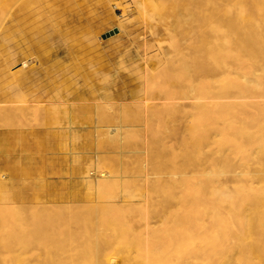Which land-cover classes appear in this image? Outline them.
Returning <instances> with one entry per match:
<instances>
[{
	"label": "bare ground",
	"instance_id": "obj_1",
	"mask_svg": "<svg viewBox=\"0 0 264 264\" xmlns=\"http://www.w3.org/2000/svg\"><path fill=\"white\" fill-rule=\"evenodd\" d=\"M16 1H18V0H16ZM145 1H144V3H145ZM1 2L2 1H0V3ZM12 2H13V0H12ZM151 2L155 6L156 10H158V13L159 14L161 13L159 11L162 10V12H164V14H166L167 17H174L175 18V22L174 23L172 22L173 23V28L171 30H173V29L174 30H177L178 29V30L184 31V28H185L184 25H189V24H191V25L193 24L192 27H194V24H195L196 27H197L194 30H192V33H191V36H192V34L194 32V34H193L194 35V39H193L194 40V43L190 46L191 48L188 46L189 49H190V51H188L189 53H187L185 51V50H187L186 48H188V47H186L184 50H182V48H184L183 46L186 43L183 46H180L179 47V54H180V58L179 59L182 61V63H180L181 66L178 67V68L176 66L174 68H171V71L175 74L177 80L171 82L170 85L165 88V91L167 92V94H169L170 96H172L174 98H177L181 94H184V95L186 94V98H188V99L185 100V101H187L185 103H183L184 101L182 103H180V101H179V102H170V103L165 104V111L169 113L168 118H170L171 115H176V114L177 115H182V117H187V119L189 117H191L190 119H192V123L191 124H187V121H186L185 131H182V132H180L181 130L176 129L177 126L175 128H171L170 127L171 129H168V131L166 130L165 131V134L162 133V134H164V136H160L158 134V132L156 130H154L152 127L150 129L147 128V129H149V131L148 130L147 131L149 132V136H150V137L149 136H147V137L150 138V139H147L146 138V140H150L151 141V139H152L151 143H153V144L150 145V147H149L148 141H147V144L146 145H148V147L146 146L147 148H146V150H144L146 152V154H147V157H146L147 158L146 159L147 162L145 164H143V165L142 164H140V165L138 164V166H135L134 167V165L136 164V161L133 160L134 156H131V157H133L132 160L134 162V165H132V167H129L130 168L129 169L128 166L126 165V163L124 162L125 158H126V162H127V158H128V155L129 154L127 155V154H125L123 152L125 149H128V148H125L124 149V147H123V149H124L123 151L120 150L117 155H114L113 154L114 156L110 158L111 159L110 160L111 166L110 165L109 166L111 168H109L110 169L109 171L107 170L108 171L107 173H104L105 169L103 171L100 170L101 172H99V171L96 172V174L98 172L101 173V174L97 175V177H103V179L106 180V179H109V178L112 179L113 176H117L118 173H120L122 170H126L127 168L131 172L132 171L131 168H133V167L135 168V170L138 169V172L144 174V168L146 166H148L150 168V170H152L153 172H155L154 173L155 175L152 174L154 176H156V174L158 173L157 177H159L160 176V173L162 174V173L165 172L166 174H168V176L171 175V176H177V177H179L180 178L179 179V182L181 180L180 183L178 182L180 184V186H181V187L179 186V188H182V189H179L178 188L179 189V192L181 191L180 194H178V189L177 188H176L177 190L173 188L176 191H174L172 189L173 192H171V194H173L175 192L178 195H180L179 196L180 197V199H179L180 201L178 199H176V198H179V197H176L178 195L177 194L174 195L175 193L173 195L176 198H174V197L173 198L176 199L177 201L181 202L179 204V206L181 207L180 208L181 210H178L177 207L174 210L172 208V207H174V205H173L171 208L176 213L175 214L172 213V216L170 215L171 218H170V216L168 217V218H170L169 221H167L166 219H165L166 221H164L161 218V216L158 215L161 218V220H163L164 223L165 222H168V224L164 227L163 224L162 225L160 224V223H162V221L160 222L157 219L158 220V223L161 226H163L162 228L160 226L161 230L160 229H158V230L156 229V226L158 224L157 225H154L155 222H153L154 224L152 222H150V223H152L151 224V227L154 225L155 226L154 229H156V230H151V232H149V231L146 230L147 228L145 229L146 231L143 228H141L143 231H145V233L149 232L148 234L149 235L151 234L150 238L152 240H154L156 242H159L160 241V243L163 242V241L164 242H168L171 245V248H170V251H169L168 254H171L172 256L174 255V257L171 258V255H170L169 256L170 259L169 258L168 259H162L160 257H156L157 255L156 256L151 255V253H153V252L156 254L157 251H158V249H160V247L157 248V246H160L158 244L156 246V248L154 247L155 250H153L154 248H151L150 249V247H152V246H150V247L147 246L148 255H146V256H148V257L147 258L145 257L144 259H139V260L135 259V257H134V259L136 260L134 262V264H264V0H151ZM10 4L13 5V6L15 5L14 3H11V2H10ZM32 4H33V2H32ZM146 4H148V3H146ZM26 5H27L26 2L25 1H22V2H20L16 6L17 11H15L11 15V17L9 18L12 23H13V21H15V22H19V21L22 22L23 20H27V19H25L26 18V15H25ZM0 6H2V5H0ZM4 6H3V8H4ZM111 6H112V4H111ZM140 6H143L141 8L144 9L145 4L144 5H140ZM150 8H151V6H150ZM163 9H165L166 11L163 10ZM101 13L103 14V12H101ZM116 15H117V12H116V9H115V5L113 4V7L110 9V12L108 13V17L106 19L109 20L108 22L114 23V19L116 18ZM164 18H166V17H164ZM102 24H104L103 21H102ZM13 25L14 24H12V26ZM67 25H69V23H67ZM10 27H11V25H9L8 28H10ZM209 27H213V29H214L213 32H211V30L208 31L210 29ZM2 30H3V28H2ZM188 31H185V32H188ZM15 32L16 31H14V33ZM190 32H191V30H190ZM174 33H176V32H174ZM96 35H97V33L94 32L93 33V36H96ZM168 35H169V33H168ZM183 35H184V37H186L185 34H183ZM9 36L10 35L8 34L7 37H9ZM11 36H12V34H11ZM21 36H23V35H21ZM5 37L6 36H4V38ZM112 37H114V35L108 36L107 39H110ZM188 38H189V36H188ZM192 38H193V36H192ZM5 39L7 40V38H5ZM5 39H4V41H5ZM14 39H16V38H14ZM97 39L98 38L96 36V40ZM186 39L187 38H185V41H186ZM93 41L96 42L95 41V38H94ZM173 42H175V41H173ZM189 42H193V41H189ZM22 43H20V44H22ZM0 44H2V43H0ZM98 44H100V43L97 42V47H98ZM2 46L4 47V45H1L0 46V120L7 121L9 119V121H10V118H9L10 115L14 116L13 114L19 113V115H17V116H20V114L24 113V111H28V112L35 111L36 112V110H38V109H39V111L41 110L39 112V114L43 112L45 114V117H46V115H50L51 112H52V110L54 108H56V106H58L56 104L58 102H55L53 100V98H54L53 95H55V94H53V92L54 93H57V91L55 92V90H57V89L59 91V89L61 88V86L59 87V85L63 84L62 85V89L67 86L68 88L64 89V91L66 90L67 93L70 92L69 91L70 88H72V87L75 86L74 87L75 90L72 91L70 89L72 92H71V94H69V95H72L75 92V96L73 98L74 101H82L83 102V101L89 100L91 97L92 98L99 97V99H97V100H100V102L99 101L97 102V101L94 100L95 103H78V102H74V103H71L70 102V103H68L69 100H70L69 99V100L66 101V103L63 104V102H65V101L62 102L60 100V102L62 103V105L61 104H59V105H61V107L64 108L61 111H63V112H72V114H74V115H76V114L77 115L78 114L80 115V113H85V112L87 113L88 110L90 108H92L93 111H94V115H93L94 117L92 119L93 120V124L92 123L91 124H92V128L95 130V135H94V132H93V135L94 136L89 137V138L92 139V140L90 139L91 141L84 140L85 139V137H84L83 141L80 140L79 144H81L82 146H89V148H91L90 146L98 145V149L99 148H102V145L104 144L103 141L105 139V130L107 129V128L105 129V125H108V124H105L104 125V122L107 121V120H105V117H104V108H105V105H106L105 104L106 97H105V94H104V91L103 90H105L106 87H103L102 86V85H104L102 82H98L99 84L97 83V85L93 86L92 83H95V82H91V81H93L92 80L93 78H91V76H93V75H91V72L92 71L90 73L87 72L86 69L84 68L85 66H81L82 63L79 60V58H77L80 61L79 64L80 63L81 64L80 65L79 64H75L76 67L74 66L73 68H71V67L70 68L71 69H74L75 68L77 70V68H78L77 65H79V69L77 71L78 74L77 73L76 74L78 76H80V79H79V77L77 78V75H76V79L73 80L74 77H72L73 75L71 76V74H73V72H72L73 70L70 73V71H68V69H66L67 66L65 65V63L63 62V64L65 66L64 65L62 66L61 65L62 62H60V60L57 59L55 61H59L60 62V65L58 64L59 67H57V72H56V70H54L55 72H51L52 69L54 68L53 67L54 65H53V63H50V65L51 64L53 65L52 66L53 68L50 71H48V76H49L50 80H49V78H47V79L45 78L46 80L43 79L45 82L48 80V82H46L44 84V86L42 85L43 88L41 86H40V88H38V89H41L42 88L43 90L41 91V90H38L37 89L38 91H41V92H38L35 95L31 94L32 95L31 96V95H29L27 93V91L28 92L31 91V90H28V88H29L28 86L29 85H32V83L35 81V79H36L37 76L34 77V78L28 76L25 73L27 71V70L25 71V69H23L25 72H22V71H17L18 73L11 72V66H12V64L15 63V62H18L17 59L19 58V56H23V55L28 56L30 54L31 47H30V49H27L28 50L27 51L26 50L27 47L25 45H24L26 47V48H24L25 50L23 48H22L23 50H20L19 48H16V50H15V45H14V49L13 50H9V49H6V50H3L2 49L1 50V47ZM17 49H19V50H17ZM36 49H37L36 50L37 52H38V50H41L42 52L44 51V50H42L43 49V45H42V47L39 46ZM69 49H70V47H68V48L66 47L65 51H66L67 54L65 55L64 58L63 57H61V58H63V59L69 58L70 53H71V50H72V49H70V50ZM45 50H47V49H45ZM176 50H177V48H176ZM32 51H33V49H31V52ZM45 52L46 51H44V53L43 54H40V55H44L45 54L46 56L51 57L49 54L47 55V53H45ZM72 52H73V50H72ZM170 53H173V50ZM59 55H60V52H59ZM59 55L57 54V56H59ZM161 55H163V54H161ZM72 56H73V54H72ZM168 56H169V54H168ZM74 57H76L75 54H74ZM88 57H86V58H88ZM39 58H41V57H39ZM86 58H85V60H86ZM45 59L47 60V58H45ZM75 59L76 58H74V61L73 62H75ZM40 60L41 59H39V61ZM42 60H43V57H42ZM78 60H77V62H78ZM159 60H160V58H159ZM174 60L175 59H173V61ZM177 61H178V59H177ZM69 62H72V61H69ZM73 62H72V64H73ZM55 63L56 62H54V64ZM136 63H134V64H136ZM169 63L172 64V59H171V61L169 60ZM24 64L27 65V62H25ZM43 64L44 63L42 62L41 65H43ZM157 65H159V64L157 63ZM46 66L44 65L45 69L47 70ZM55 66H56V64H55ZM145 66H146V64H145ZM33 67H35V66H33ZM155 67H156V65H155ZM161 67H162V65H161ZM22 68L23 67H21L20 69H22ZM58 68H60V69L63 68V69L60 70ZM130 68H132V67H130ZM64 69L67 70V73L60 72V71H63ZM41 70L42 69L39 70V75L38 76H40L42 74L41 73ZM43 70H42V72H44ZM76 70H74V72ZM96 70H98V69H96ZM130 70L133 71V69H130ZM151 70H153L152 67H151ZM137 71H138V69H137ZM137 71H135V72H137ZM96 73H97V71H95V74ZM30 74H31V72H30ZM44 74L45 73H43V76L45 77L46 74L45 75ZM138 75H136V76H138ZM144 75H146V74H144ZM66 76H67V78H66ZM96 76H98V75H96ZM150 76H152V75H150ZM138 77H140V76H138ZM143 77H145V76H143ZM146 77H145V80L147 79ZM40 78L42 80V77H39V79ZM65 78H66V82H65ZM126 78H127V76H126ZM94 79H96V78H94ZM107 79H104V80H107ZM154 79H153V81H154ZM172 79H173V77H172ZM41 80H37V82L38 81L41 82ZM140 80H142V79L140 78ZM112 81H110V82H112ZM67 82H68L69 85L71 84L72 87L69 86L67 84ZM110 82L107 81L108 84ZM146 82H147V80H146ZM34 84L36 85V83H34ZM41 84L42 83H40V85ZM73 84H74V86H73ZM192 84H193V86H191ZM194 85L200 87L199 88L200 89V92L198 91V88H197V90L195 89L196 86H194ZM22 87L23 88L24 87H26V88L28 87L27 90L25 89L26 90V93L28 95L26 93L25 94L27 95V98L30 97V96L31 97H34L33 99L32 98H28V99L32 100V102H34V103H32V102H31V104L29 103L30 105L26 106L25 108L24 107H21V106H20L21 108H18V106L17 107H12V106H7L8 104H6V105H4V104L2 105L1 104L2 102L4 103L6 101H10L13 98V96L16 97L17 92H18L17 90L18 89L20 90ZM87 87H89V89H86ZM183 87H184V89H183ZM62 89H61V91H62ZM186 89H188V91H186ZM107 90H108V88H107ZM161 90H163V89H161ZM61 91H59V93H63L64 92V91L63 92H61ZM110 91H112V89H110ZM117 91H118V89H117ZM14 93H16V95H14ZM67 93H65V94H67ZM115 93L116 92H114V94ZM110 94L111 93H109V96L111 97ZM112 94H113V91H112ZM116 94H117L116 96L118 97V93H116ZM23 96L26 99L25 95H23ZM57 97H58V95H57ZM203 97H206L205 99L207 101L206 100L203 101L204 100V99H202ZM63 98H64V95H63ZM111 98H113V96ZM159 98L162 99L161 96ZM208 98H210L209 101H208ZM16 99H18V98H16ZM58 99H59V97H58ZM189 99H190V101H189ZM153 100H155V99H153ZM22 101H23V99H22ZM16 102H17V100H16ZM158 102L157 103L154 102V104H146L145 105V108L143 109V111L144 112H147V114L149 113L150 116H152V114H155L156 115L157 113H158V115H160L159 113L161 111L162 106H161V104H158ZM11 105H13V104H11ZM113 105L111 107V108H113L112 111L116 113L118 111V109H119L120 104L119 103H116L114 106ZM108 106H110V105L108 104ZM127 108L129 109L128 106H127ZM107 109H109V108H107ZM123 110H124V108H123ZM113 112L112 113L110 112L109 114H111V115L114 114L115 116H117V114H115ZM52 114H53V112H52ZM118 114H120L119 111H118ZM79 115H78V117H79ZM17 116H16V118H17ZM30 116L33 117V115H30ZM115 116H114V119H115ZM42 117H44V116H42ZM67 117L69 118L68 114H67ZM138 117H139V115H138ZM147 117H148V115L146 116V118ZM153 117L155 118V116H152V118H150V117H148V118H150V120H151V119H153ZM172 117H174V116H172ZM71 118L73 119V116ZM124 118H126V117H124ZM168 118L166 119L167 121L165 120V122H168ZM175 118L176 117H174V120H175ZM13 119H15V118H13ZM46 119L44 118L43 123L45 122ZM156 119H157V117H156ZM81 120H83V119L81 118ZM117 120L120 121V117ZM30 121H31V119H30ZM32 121H34V120H32ZM35 121H36V119H35ZM73 121L71 120V123ZM189 121H191V120H189ZM189 121H188V123H189ZM13 122H14V120H13ZM13 122H11V123H13ZM78 122H79V124L81 123V121H79V120H78ZM87 122H88V120H87ZM114 122L115 121H113L112 123H114ZM124 122H126V121H124ZM169 122H171V121L169 120ZM173 122H175V121H173ZM152 123H154L156 125L155 122H152ZM175 123L177 125V123H178L177 120H176ZM175 123L172 124L173 127H174ZM109 124H110V122H109ZM114 124H113L112 128L110 129L109 133L107 134V136L109 138V143L112 142V144L114 143L116 146H118V145L121 144L122 138L124 139V137H126L128 135L127 134L128 133L127 132L128 130L127 129H124V130H127V131H126V133H123L122 132V126H120L118 123L116 125H114ZM159 124L157 123V125H159ZM3 125H4V123H3ZM7 125L9 126V123ZM7 125H6V123H5V126H2L0 124V126L2 128L3 127H6ZM17 125H18V122H17ZM17 125L16 126L10 125V126L16 128ZM34 125H36V124H34ZM143 125H144V123H143ZM87 126L88 125L86 123H83V124H80L75 129H77L76 130L77 132H80L81 133V131H84V130H86V128H89ZM179 127H177V128H179ZM2 128H0V129H2ZM132 128H130V129H132ZM93 129H92V131H93ZM136 129H137V127H136ZM141 129L144 132V128L141 127ZM162 129H163V127H162ZM133 130H134V128H133ZM133 130H131V131H133ZM60 131H63V129L62 130L60 129L59 130V133H60ZM161 131H163V130H161ZM55 132H57V131L55 130ZM46 133H47V131H46ZM132 133H130V134H132ZM139 133H142V131L139 132ZM53 135L56 136L55 133H53ZM87 135H88V132H87ZM48 136H50V134ZM129 137H131V136H129ZM167 137H168V139L169 138L170 139H172V138L176 139V142L175 143H171L170 142V144H168L166 142V138ZM67 138H69V137H67ZM108 138H106V139H108ZM51 139H54L55 140V138H52V137H51ZM49 141L50 140H48V143H50ZM141 141H143V140L141 139ZM167 141H169V140H167ZM6 142H7L6 137L1 136L0 137V143L2 145H4ZM55 142H58V141L55 140ZM122 142H123V140H122ZM134 142H136V141H134ZM109 143H108V146L111 149V146L109 145ZM142 143H143V147H144V141ZM130 144H131V142H130ZM51 145H53L52 142H51ZM99 146H101V147H99ZM116 146H113V147H116ZM128 146H129V143L128 144H125V147H128ZM48 147H51V146H49V144H48ZM60 147H62V146L60 145ZM76 147H77V145H76ZM78 147H80V146L78 145ZM54 148H58V146L57 147H54ZM84 149H88V148H83L82 150H84ZM102 149H100L99 151L102 152L103 151ZM143 149L144 148H142V151H143ZM108 150H109V148H108ZM108 150H105V151L107 152ZM78 151H79V149H78ZM92 151H93V149H92ZM139 154H140L139 155V159L141 160V158H143L145 155L142 156L141 153H139ZM130 155H132V154H130ZM134 155H135V153H134ZM98 156H100V155H98ZM101 157H98V158H101ZM109 157H110V154L107 155V158L108 159H109ZM105 158H106V156H105ZM108 159H107V161H108ZM81 161H82V159H81ZM101 161L104 162V159L101 160ZM112 161H113V163H111ZM139 162L142 163V161H138V163ZM97 163H99V160L97 161ZM101 163H99L100 166H98V167H101V166L106 165L104 163H107V162H104L103 163L104 165L101 164ZM73 164L76 165L75 162ZM64 166H65V164H64ZM67 166L68 165H67V162H66V166L65 167H67ZM89 166H90V163H89ZM61 167H62V165H61ZM84 168H86V167H84ZM149 168L146 170V171H149L147 173H150ZM99 169H101V168H99ZM129 171H128V173H129ZM60 172H62V171H60ZM69 172H70V169H69ZM138 172H135V173L133 172V173L136 176V173L138 174ZM132 174L130 176H132ZM127 175H129V174L125 173V176L126 177H127ZM145 175H147V174L145 173ZM150 175L151 174H149V176ZM87 176H90V175H87ZM154 176H152V177H154ZM168 176H166V178H168ZM36 178H38V177H36ZM149 178H147V179H149ZM163 178H165V177L163 176ZM128 179H130V178H128ZM4 180H5V178H3V174H1V176H0V264H31V262L34 263V261H36L35 262V264H36L38 262L36 260V258L38 257L37 254H39V252H36L37 250L34 249L35 248L34 245H33L34 248H32L33 247L32 245L31 246H29L30 244L28 245V243L31 242L30 240L29 241L27 240L28 243H25L24 242V244H23V242L22 243L20 242L21 241V237L20 238L17 237L18 239H20V241L17 242V244L20 242V244H18L19 247H17L18 249H20L19 250V253H17L18 252L17 249L16 248L14 249L13 248V245H11V244H14V243H9L13 239H10L11 237L10 238L7 237V234L10 233V232L7 231V226H5V223L7 222L5 220L6 217L5 218L3 217V209L5 207L4 200H5V196H6V193H5L6 192V190H5L6 189V184H5V181L6 180L5 181ZM114 180L115 179H113L111 182H113ZM132 180H133V178H132ZM168 180H170V179H168ZM91 181H88V182H91ZM119 181H120V179H119ZM141 181H145V178H143V180H141ZM148 181H150V180H148ZM171 181L174 182L172 179H171ZM99 182H97V183H99ZM106 182H107V180H106ZM134 182L132 184L129 183L130 188H131L130 191H132V189L138 188V185L136 187L135 186L136 184H134ZM152 182H155V181L152 180L151 183ZM113 183H111V184H113ZM145 183H142L143 184L142 187H145ZM169 183H167V181H166V184H169ZM176 183H177V181H176ZM107 184H109V183H107ZM116 184H118V183H116ZM133 184H134L135 188L134 187L133 188L131 187V186H133ZM154 184H155V187L158 185V184L156 185V183H153V186H154ZM173 184L174 183H171L172 186H170V187L175 186ZM28 185H29V183H28ZM140 185H141V183H140ZM162 185H164V184H162ZM100 186H102V185H100ZM106 186L108 187V185H106ZM124 186H125V183H124ZM127 186L128 185H126V187ZM153 186L150 185L151 188ZM21 187H22V185H21ZM157 187H156V190H157ZM177 187H178V184H177ZM127 188H129V186ZM127 188H126V190H129L130 189V188L129 189H127ZM167 188H169L168 185H167ZM100 189H101V187H100ZM118 189H119V191L121 190L120 186L118 187ZM165 189H166V187H165ZM90 190H92V189H90ZM159 190H160V185H159L158 191ZM30 191L31 190H29V193H30ZM38 191H40V190H38ZM119 191H116V192H119ZM123 191H125V190H123ZM136 191L139 192L138 189L137 190L135 189V193H136ZM152 191H154V190H152ZM155 191H154L153 195L157 192V191L156 192ZM168 191H171V190H168ZM112 192L114 194V191H112ZM165 192H167V191H165ZM165 192H164V194H166ZM109 193L110 192H108L107 194H109ZM150 193H152V192L150 191ZM159 193H156V195L159 194ZM30 194H32V193H30ZM132 194H134V193H132ZM110 195H112V194H110ZM114 195H116V194H114ZM139 195H140V193H139ZM139 195H136L135 194L136 197H138ZM92 196L94 198V195L91 194V196H90V193H89V195H88L89 198L88 199L90 200L91 199L90 197H92ZM135 196L134 195H131V194H127L126 192H125V194L124 193H121V194L115 196V200L116 201L113 202L112 204L116 203L117 205L120 206V208H124V210L126 208V209L132 210L134 212L135 211L136 212L137 211L140 212L141 208L142 207L144 208V204L143 203L140 204V202L136 201L138 199ZM157 197H158V195H157ZM8 198H10V197H8ZM134 198H136V200ZM148 198H149L148 196H145V200L144 201L147 202L148 200H150V198L149 199ZM163 198L164 197H161L162 200H163ZM32 199H33V197H32ZM152 199H155V198H152ZM91 200H93V199H91ZM98 200H99V198H98ZM140 200H142V199H140ZM168 200H170V199H168ZM168 200H166V202ZM83 201H84V199H83ZM101 201H103V200H101ZM111 201H113V199H111ZM156 201H157V199H155L153 201V203L154 202L156 203ZM24 202H25V200H24ZM30 202H31V200H30ZM157 202H158V204L161 205V203H159V201H157ZM160 202H161V200H160ZM70 203H71V201H70ZM168 203H170V201ZM29 204H34L35 205V203H29ZM37 204L38 203L36 202V205ZM78 204L79 203H77V205H75V206H74V204L72 205L73 207H75L74 208V211L77 208V210L75 211V214H73V215H76V213L79 214V217H78V214L76 215V217H78V219L76 218L77 221L80 219V215H81V212H77V211H79V208L81 206L83 207L82 204H81V206H80V204L79 205ZM96 204L97 203H95V207L97 206ZM112 204L110 202V205H112ZM167 204L165 203L164 205L167 206ZM7 205L8 204H6V206ZM41 205H42V203H41ZM44 205H46V204H44ZM49 205H51V204H49ZM59 205H61V204H59ZM59 205L57 204L55 206V209H58L56 207L59 206ZM65 205H67V204L64 203V207H65ZM103 205H105V204L103 203ZM110 205L108 204L107 206H110ZM9 206L15 207L13 204L12 205H9ZM17 206L18 205L16 204V207ZM61 206L63 207V205H61ZM61 206H59L60 209H61ZM84 206H86V205L84 204ZM87 206H88V204H87ZM91 207H92V210L95 211V212L92 211V213H97L98 212V213H100V216H101L100 205L97 208V212L95 210V207H93V206H91ZM116 207H118V206H116ZM65 208L67 209V207H65ZM156 208L158 210V206ZM166 208H168V207H166ZM19 209H21V207ZM48 209H49V207H48ZM48 209H45V207H43V205H42V210L47 211ZM72 209L73 208L71 207L70 211ZM107 209L110 210V208H107ZM151 209L153 210V207ZM172 209H171V211H172ZM38 210L41 212V209L38 208L37 211ZM54 210L51 209V211H52V212H50L51 216H52L53 213L56 214V215H58ZM80 210H82V212H83V210H85L84 213H86V211H87L86 208L85 209H81L80 208ZM112 210H113V208H112ZM124 210H123V213L125 215V212H127L128 210H126V211H124ZM147 210H148V208H147ZM157 210H155V214H156V212H159ZM165 210L166 209H163V211H165ZM49 211H50V209H49ZM74 211H73V213H74ZM107 211H106V214L107 215H105V216H106V219L108 220L107 216H108V213L109 212L107 213ZM115 211L117 213L118 210H115ZM151 211H150V213H151ZM167 211H168V209H167ZM178 211H179V213L180 212L182 213V216L181 217H179L181 215V213L179 215ZM64 212L65 211H63V214H64ZM66 212L69 213V210H67ZM89 212H90V210H89ZM17 213L19 214L18 211H17ZM47 213H48V216L51 217L48 211H47ZM84 213H82V215H84ZM123 213H121V215ZM164 213H167V212H164ZM18 214H17V216L15 218L14 217L12 218V216H11L10 220L11 219H13V220L16 219L18 217ZM26 214H28V213H26ZM167 214H170V213L168 212ZM176 214H178L179 216L176 215ZM11 215H13V214H11ZM33 215L34 214L32 213L31 216H33ZM46 215L47 214L45 213L44 217ZM64 215H66V214H64ZM64 215H63V217H64ZM67 215L70 216L71 214H67ZM87 215L89 216V214H87ZM93 215H94L93 216L94 219H96L95 222L96 221H100L99 220L100 218L97 220V218L99 217L98 215H97L98 217L95 214H93ZM135 215H134V217L137 218V216H139L140 214L139 215H136V216ZM22 216H25V215H22L21 214L20 217H22ZM31 216L30 217L28 216L27 219L30 218L29 220H31ZM48 216H46V217L48 218ZM112 216H114V215H112ZM93 217H92V219H93ZM125 217H124V219H125ZM141 217L143 218V215ZM141 217L139 216L138 218H141ZM151 217H153V216L151 215ZM151 217H149V218L150 219L155 218V217H153V218H151ZM22 218L24 219V217H22ZM114 218H115V216H114ZM118 218H121V217H118ZM136 218L133 219V223H131L132 221L130 223L133 224V225H134V222L137 223L138 220ZM156 218H158V217H156ZM18 219H19V217H18ZM23 219H21V221ZM27 219L26 220H23V221H27ZM40 219H42V218H40ZM53 219H54V217L51 218V220H53ZM73 219L75 220V217H73ZM102 219H104V218H102ZM144 219L145 218H143V220ZM29 220H28V222H26L28 226L30 225L29 226V229L31 228V225L34 224V228L32 227L30 230H32V229H34V231L37 230L38 231V234L40 233L39 231H41V229H47L48 230V228H44L42 226L43 225V223H41L42 221H40V223H38L39 221H37V223H36V219H35V220H31L32 221L31 224H28L30 222ZM54 220H53V222H54ZM83 220L84 219L81 218L80 221H83ZM135 220H137V222ZM157 220H155V221L157 222ZM33 221H35V223ZM70 221H72V220L70 219L69 222ZM84 221L87 222V216H86V220H84ZM91 221L94 222V220H91ZM117 221H119V220L117 219ZM120 221L122 222L124 220H120ZM120 221L118 222V224L120 223ZM47 222L50 223V221H47ZM76 222H75V225L74 226H72V224H74V222H72V224L70 223L71 224V228L72 227L74 228L75 226H76L75 228H77L78 223L76 224ZM144 222L142 223L143 225H144ZM97 223H99V222H97ZM104 223H107V221L104 222ZM140 223H141V221H140ZM140 223H138V224H140ZM35 224L36 225H38V224L40 225V230L38 229L39 228V225L36 226ZM50 224H52V223H50ZM50 224L48 226H52ZM68 224L69 223H67L66 225H68ZM82 224H84V222L83 223L81 222L80 226L78 225L79 228L82 226ZM122 224H124V222H122ZM15 225L17 226V224H15ZM45 225H47V224L44 223V226ZM55 225L58 226L56 223H55ZM61 225L63 226V224H61ZM8 226H10V223H9ZM28 226H26V228H28ZM68 226L70 227V225H68ZM68 226H65L67 228L66 229L67 232L65 231L64 233H68V230H69ZM102 226L103 225L101 223V225L98 226V227L99 228L100 227L102 228ZM105 226L109 230H111L109 228V225L108 226L105 225ZM135 226H137V225H135ZM139 226H141V225H139ZM116 227L117 226L114 225L113 230H112L113 233L115 232L114 231V228H116ZM121 227H120V230L123 229L126 226H124L122 228ZM147 227H149V226H147ZM82 228H83V226L81 227V229ZM137 228H136V230H137ZM29 229H27V231H30ZM61 229H62V227L60 228V230ZM81 229H80V231H81ZM92 229H93V227H92ZM92 229H91V231H92ZM57 230H58V228H57ZM76 230H79V229L77 228ZM88 230L91 233L89 226H88L87 231ZM104 230L106 231L107 229H104ZM10 231L14 232L13 230H10ZM53 231H56V230L54 229ZM94 231H96V229ZM94 231H92V232H94ZM102 231H101V233H102ZM128 231H129V229H128ZM131 231H133V230L131 229L130 232ZM45 232L47 233V231H45ZM85 232H86V230L84 232H82V233H85ZM98 232H100V231H98ZM116 232H117L116 235L118 234V236L125 233V232L122 233L121 231H120V233H118V231H116ZM19 233H21V232H19ZM19 233L17 235H20L21 236V234H19ZM42 233H43V231H42ZM78 233L77 234L76 233L73 234L76 237L75 236H72V235L71 236L73 238H75V240H76ZM87 233H85V235H88ZM106 233L107 234L105 236H108L109 234H108L107 231H106ZM143 233H142V235H144ZM52 234H54V232ZM56 234L59 235L61 233H56ZM56 234L53 235L55 238L57 237ZM79 234H81V232ZM111 234H112V232H111ZM148 234H146V236ZM65 235L68 236L67 234H64V235H62V237L65 238ZM134 235H132V238L133 237H134V239H135V237L138 238L137 235H135V236ZM8 236H10V235H8ZM88 236H87V238H89ZM105 236L103 237L101 235V237H103V239H104L103 240V243H105L106 240H107V242H106L107 244L105 243V245H103L102 241H100L101 242V246L103 245V247L104 246H107V245L109 246V243H108L109 240H108V238L106 239ZM140 236H139V238H140ZM12 237H15L16 238L15 235L14 236L12 235ZM93 237L94 236H92V238ZM127 237H128V234H127ZM7 238H9L10 240L7 241ZM78 238L80 239V236ZM84 238L87 239L86 237H84ZM92 238H90V240ZM94 238L95 239L97 238L96 239V242L99 241L98 236L97 237H94ZM110 238H111V236L109 237V239ZM115 238H117V237L114 236V238H112V240L114 239L116 241ZM118 238H121V236H119ZM118 238H117V241H118ZM123 238L126 240V242L122 240ZM123 238H121L122 241H120V245L118 244L119 246H117V247L120 248V246L122 245V247H121L122 249H123V247L124 248H128V245H126V244L129 243L128 242V239H126L125 236ZM129 238H130V241H131L132 240L131 237H129ZM147 238H149V237L147 236L145 240H147ZM67 239H69V238L67 237ZM94 240L92 239V241H94ZM101 240H102V238H101ZM114 240H113V242L110 241V243L112 245H114V248L116 249V242ZM135 240H134V242L137 241V240L136 241ZM152 240H149V241H152ZM45 241H47V240L45 239L43 242L45 243ZM85 241L87 242L88 240H85ZM139 241H141V240H139ZM78 242H80V241H78ZM122 242H123L124 245L121 244ZM8 243L11 245V248H12V250H14V252H15V250L17 251V252H15V254L11 250L10 245H8ZM15 243H16V241H15ZM65 243L67 244V242H65ZM136 243H138V242H136ZM136 243H134V244H136ZM140 243H142V242H140ZM26 244L30 247L29 249H28V246H26ZM99 244H98V246H99ZM134 244H133V246H134ZM156 244H154V245H156ZM55 245H57V244L55 243ZM58 245H60V244L58 243ZM125 245L127 247H125ZM177 245L181 246V249H180L181 251L179 250L178 247H176ZM14 246H15V244H14ZM36 246L38 248V244ZM42 246H43V248H45V249H43L44 250L43 254L46 255L45 254V250H46V246L47 245L44 247V245L42 244ZM48 246H47V249H49ZM93 246H96L95 245V241H94V245ZM93 246H92V248H93ZM108 246L106 248L104 247L106 249V252H104L105 254L108 253L107 248H110ZM63 247L64 246L58 248V253H59V251L62 252L63 249H66L67 248V247L66 248H63ZM129 247H131V246H129ZM22 248H23L24 253L22 251ZM31 248L33 250L32 251L33 254H34V252H36L34 254L35 256H33L32 252H30L31 251L30 250ZM51 248H53L52 245H51ZM100 248H102V247H100ZM60 249H62V250H60ZM67 249L69 250V248H67ZM75 249H76V247L74 249H71L72 250L71 252H73V250H75ZM88 249H89V247H88ZM156 249H157V251H156ZM9 250H11L12 253H10V252L8 253ZM28 250H29V252H28ZM68 250H66V251H68ZM77 250L79 251L80 249H76L75 250L76 253H77ZM87 250L85 249V251H87ZM99 250H101V249H97V251H99ZM111 250H110L111 256H109V258L112 257L113 254H114V253H112L113 250H112V252H111ZM117 250H118V248H117ZM130 250L132 251L131 248H130ZM133 250H135V247H134ZM50 251L52 252L54 250H50ZM102 251H103V249H102ZM159 251H161V250H159ZM46 252L48 253V250H46ZM54 252H53V254H54ZM82 252L84 253V251H82ZM89 252H91V250ZM115 252H116V250H115ZM132 252H133V254L136 255V252L137 251L136 252L135 251H132ZM7 253H8V256L9 257L6 256ZM26 253H27V255L28 254L30 255V257L27 256V255H25V256H27L28 260L31 258V254H32L33 258L36 257L35 260H33V261L30 260L31 261L30 263L25 262L24 261L25 260L24 254H26ZM58 253H57V251L55 252V254H57V255H58ZM67 253L69 255L70 254V251L67 252ZM67 253H66V256H68ZM74 253L75 252H73V254ZM10 254L12 256H14V257L16 256V254L17 255L24 256L22 258H24L23 261L25 263L22 261V259H20L21 258L20 256H18V258L16 256L15 257L16 259H15ZM55 254L52 255V256H54V258L55 257L58 258L57 255H55ZM61 254H63V253H60L59 255H61ZM93 254L95 255L94 252H93ZM175 254L177 256H180V257H177V256L175 257ZM63 255H65V252H64ZM78 255H80V254H78ZM78 255L76 257L79 260L81 258V256L78 257ZM89 255H92V253L91 254L89 253ZM94 255H93L94 258L96 257L97 259H100L98 256H94ZM115 255H118V254H115ZM139 255H141V254H139ZM49 256L50 255H48V258L47 259L50 260V263L46 261V262H43V264H53V262H56L54 264H57V261H51V257L49 258ZM66 256H64V259H67L68 257L69 258H72L71 255H69L67 258H65ZM85 256H87L86 253H85ZM103 256H104V254H103ZM10 257H11V259L9 260ZM46 257H47V255H46ZM106 257H107V255H106ZM77 258H75V259H77ZM94 258H93V261H96V260H94ZM112 258H111V264H113V263L116 264L115 262H119L121 260L120 259L119 261H117L118 256H117V258H115L116 261L114 259H112ZM119 258H121V257H119ZM40 259H41V257L39 258V261H40ZM58 259H59V261H58V263H59L60 262V258H58ZM73 259H72V261H73ZM42 260H43V258L41 259V262L39 264L42 263ZM61 260H63V258ZM70 260L71 259H69V262H70ZM112 260H114L115 262L114 261L112 262ZM63 261H61L62 264L63 263L64 264H71L68 261H65V262H63ZM83 261H85V260H83ZM121 261L119 263H121ZM131 261L133 262V260H131ZM131 261H128L127 260L123 264H133ZM66 262H68V263H66ZM75 262H76V260H75ZM97 262H99V264L101 263L99 260H97ZM119 263H117V264H119ZM77 264H79V263H77ZM85 264H89V262L88 263L85 262ZM90 264H92V262ZM102 264H105V263H102Z\"/></svg>",
	"mask_w": 264,
	"mask_h": 264
},
{
	"label": "rangeland",
	"instance_id": "obj_2",
	"mask_svg": "<svg viewBox=\"0 0 264 264\" xmlns=\"http://www.w3.org/2000/svg\"><path fill=\"white\" fill-rule=\"evenodd\" d=\"M0 1H2L1 3H0V5H2V6H0V43H2V44H0V46L1 45H4V47L2 48L1 47V50L3 49V50H6V49H9V50H13L14 49V45H15V50H16V48H19L20 50H23L24 48H26V50L27 49H30V47H31V49H33V51L31 52V49H30V54L28 55V56H25V55H23V56H19V58L17 59V61L18 62H15V63H13L12 64V66H11V72H16V73H18L17 71H22V72H25L26 70V74L28 75V76H30V77H32V78H34V77H36V79H35V81L32 83V85H29L27 88H28V90H31L30 92H28L27 91V93L29 94V95H31V94H33V95H35L36 93H38V92H41L43 89V86H44V84L46 83V82H48V80L45 82L43 79H47V78H49V76H48V71H50L53 67V69H52V71L51 72H55L54 70H56V72H57V67H59V65H60V62H62L61 63V65L63 66L64 64H63V62L65 63V65L67 66V68L66 69H68V71H70V73H71V71L73 72V74H71V76L72 77H74L73 78V80H75L76 79V75L78 74L77 73V71H78V69H79V65L82 63V65L81 66H85L84 68L86 69V71L87 72H91V75H93V76H91V78H93L92 80L93 81H91V82H95V83H92L93 84V86H95V85H97V83L98 82H102L104 85H102L103 87H106L105 88V90H103L104 91V94H105V97H106V99H105V108H104V117H105V120H107V121H105L104 122V125L105 124H108V125H105V139H104V141H103V145H102V148H99L98 149V145H93V146H90L91 148H89V146H82L81 144H79V142H80V140L81 141H83V139H84V137H85V139L84 140H88V141H91L92 139L91 138H89V137H92V136H94L95 135V130L92 128V124H93V115H94V111H93V109L92 108H90L89 110H88V112L86 113H80V115H79V117H78V115L76 114V115H74V114H72V112H63V111H61L62 109H64L63 107H61V105H62V103L60 102V100L63 102V101H65V102H63V104L64 103H66V101L67 100H69V102L68 103H74V102H78V103H95L94 102V100L95 101H99L100 102V100H97V99H99V97H97V98H90L89 100H86V101H74V96H75V92L72 94V95H69V94H71V92L72 91H74L75 90V86H74V84H73V86L74 87H72L71 86V84L69 85L68 84V82H67V84L69 85V86H71L72 88H70L69 89V93H67V91L65 90L64 91V89H66V88H68L67 86L65 87V88H63L62 89V85L63 84H61V85H59V87L61 86V88L59 89V91H61V89H62V91L61 92H63V93H59V91H58V89L57 90H55V92L57 91V93H54L53 92V94H55V95H53V100L55 101V102H58V103H56L58 106H56V108H54L53 110H52V112H53V114H52V112H51V114L50 115H46V117H45V114L42 112V113H40L39 114V112L41 111H39V109L38 110H36V112L35 111H32V112H28V111H24V113H22V114H20V116H17V115H19V113H17V114H13L14 116H12V115H10V121L11 122H13V120H14V122L13 123H11L10 121H9V119L7 120V121H2V120H0V124L2 125V126H5V123H6V125L9 123V126L7 125L6 127H1L0 126V128H2V129H0V137L1 136H4V137H6V139H7V142L4 144V145H2L1 143H0V176H1V174H3V178H5V184H6V196H5V200H4V205H5V207H4V209H3V217L5 218V220L7 221L6 223H5V226H7V231L8 232H10V233H8L7 234V237H11L10 239H13L12 241H10L9 243H14L15 244V246H14V244H11V245H13V248L15 249H17V251L15 250V252H17V253H19V250L20 249H18L17 247H19V245L18 244H20V242L22 243L23 242V244H24V242L25 243H28L27 242V240L29 241H31L30 243H28V245L29 246H35V248H34V246L32 247V248H34V249H36L37 251L36 252H39V254H37L38 255V257L36 258V260L38 261L37 263L39 264L40 262H41V259L43 258V260H42V263L41 264H43V262H49L50 263V260H48L47 258H48V255H50L49 256V258L51 257V261H57V264H62L61 263V261H63V262H65V261H68L69 262V259H71L70 260V262L69 263H71V264H77V263H79V264H85V262L86 263H88L89 262V264L92 262V264H99V262H97V260H99L101 263L100 264H102V263H105V264H111V258L112 259H114L115 261H116V259L115 258H117V256H118V258L119 257H121V258H117V261H119L120 259L122 260H120L121 261V263H119V262H115L114 260H112V262L114 261L116 264L117 263H119V264H123L125 261H131V260H133V264H134V262L136 261L135 259H137V260H139V259H144L145 257L147 258L148 256H146V255H148V251H147V246H152V247H150V249L151 248H156V246L159 244L160 246H157V248L158 247H160V249H158V251L159 250H161V251H157V249H156V251H157V253L155 254L154 252V254L153 253H151V255H154V256H156V257H160V258H162V259H168L169 258V256L171 255V254H168L169 253V251H170V248H171V245L168 243V242H161L160 243V241L159 242H156V241H154V240H152L151 238H150V236H151V234L149 235L148 233L149 232H151V230H158V229H160L161 230V228L164 226H166L167 224H168V222H163V220L164 221H169V219L171 218V216H172V213L173 214H175L176 212L174 211L175 209H176V207L178 208V210H181L180 208V206H179V204L181 203V202H179L180 200V195H178V194H180V192H179V189H182V188H179V186H180V182H181V180H180V182H179V177H177V176H171V175H169L168 176V174H166L165 172L164 173H160V176L159 177H157V175H158V173L156 174V176H154L155 174V172H153L152 170H150V168L148 167V166H146L145 168H144V174L143 173H140V172H138V169H136L135 170V166H138V164L140 165V164H145L146 162H147V154H146V152L144 151V150H146V148L148 147V145H149V147H150V145H152L153 143H151V141H152V139H151V141L150 140H146V138L147 139H150V138H148L147 136H149V129L152 127L154 130H156L157 132H158V134L160 135V136H164V134H165V131L167 130L168 131V129H171V128H175L176 126L177 127H179V128H177L176 127V129H178V130H181L180 132H182V131H185V125H186V121H187V124H191L192 123V119H190L191 117H189L188 119H187V117H182V115H171L170 116V118H168V115H169V113L168 112H166L165 111V104H167V103H170V102H179L180 101V103H182L183 101V103H185V102H187V101H185L186 99H188V98H186V94L184 95V94H181V95H179L177 98H174V97H172V96H170L169 94H167V92L165 91V88L166 87H168L169 85H170V83L171 82H173V81H176L177 79H176V76H175V74L171 71V68H174L175 66L178 68V67H180L181 66V64L180 63H182V61L179 59L180 58V54H179V47L180 46H183L185 43V45L183 46L184 48H182V50H184L186 47H190L193 43H194V32H193V34H192V36H193V38H192V36H191V33H192V30H194L195 28H197L196 27V25L194 24V27H192L193 26V24L191 25V24H189V25H184V31H181V30H171L172 28H173V23L175 22V18L174 17H167L166 16V14H164V12H162V10L161 11H159V12H161L160 14L158 13V10H156V8H155V6L152 4V2H151V0H18V1H16V0H13V2H12V0H0ZM5 1V2H4ZM16 1V2H15ZM22 1H25L26 2V8H25V15H26V18L25 19H27V20H23L22 22H15V21H13V23L11 22V20L9 19L10 17H11V15L15 12V11H17V8H16V6L20 3V2H22ZM144 1H145V3H144ZM10 2L11 3H14L15 5L13 6V5H11L10 4ZM32 2H33V4H32ZM110 2V3H109ZM146 3H148V4H146ZM106 4V5H105ZM108 4V5H107ZM111 4H112V6H111ZM113 4L115 5V9H116V12H117V15H116V18L114 19V23H110V22H108L109 20H107L106 18L108 17V13L110 12V9L113 7ZM145 4V6H144V9L143 8H141V7H143V6H140V5H144ZM5 5V6H4ZM7 5V6H6ZM34 5V6H33ZM148 5V6H147ZM3 6H4V8H3ZM111 6V7H110ZM150 6H151V8H150ZM32 7V8H31ZM146 7V8H145ZM30 8V9H29ZM42 8V9H41ZM150 8V9H149ZM209 8V7H208ZM12 9V10H11ZM108 12H107V11ZM163 10H165V9H163ZM103 12V14L101 13V12ZM144 11V12H143ZM166 11V10H165ZM27 12V13H26ZM76 12V13H75ZM99 12V13H98ZM107 12V13H106ZM59 13V14H58ZM105 13V14H104ZM166 13V12H165ZM29 14V15H28ZM103 16H102V15ZM162 14V15H161ZM165 16H164V15ZM7 15V16H6ZM79 15V16H78ZM73 16V17H72ZM96 16V17H95ZM102 16V17H101ZM105 16V17H104ZM164 17H166V18H164ZM65 18V19H64ZM98 19V20H97ZM123 19V20H122ZM10 20V21H9ZM65 21V22H64ZM102 21L104 22V24H102ZM116 21V22H115ZM17 24H15V23ZM46 22V23H45ZM173 22V23H172ZM14 24L13 26H12V24ZM39 23V24H38ZM41 23V24H40ZM66 23V24H65ZM67 23H69V25H67ZM157 23V24H156ZM19 24V25H18ZM168 24V25H167ZM3 25V26H2ZM9 25H11V27L10 28H8L9 27ZM52 25V26H51ZM82 25V26H81ZM163 25V26H162ZM16 26V27H15ZM21 26V27H20ZM172 26V27H171ZM34 27V28H33ZM99 27V28H98ZM189 27V28H188ZM2 28H3V30H2ZM210 29L208 30V31H210L211 30V32H213V27H209ZM19 29V30H18ZM32 29V30H31ZM114 29H118V32H116L115 34H113L114 35V37H112V38H110V39H107L108 37H106V38H103V35L104 34H106L107 32H109V31H111V30H114ZM171 31H170V30ZM186 29V30H185ZM191 30V32H190V30ZM35 30V31H34ZM59 32H58V31ZM183 30V29H182ZM189 30V31H188ZM6 31V32H5ZM11 31V32H10ZM14 31H16L15 33H14ZM21 31V32H20ZM25 31V32H24ZM55 31V32H54ZM185 31H188V32H185ZM58 32V33H57ZM97 33V40H96V36H93V33ZM174 32H176V33H174ZM12 34V36H11V34ZM168 33H169V35H168ZM189 35H188V34ZM7 34V35H6ZM8 34L10 35L9 37H7L8 36ZM15 34V35H14ZM56 34V35H55ZM183 34H185V36L186 37H184V35ZM189 36V38H188V36ZM3 35V36H2ZM21 35H23V36H21ZM117 35V36H116ZM4 36H6L5 38H7V40L4 38ZM20 38H19V37ZM111 36V35H110ZM93 37V38H92ZM169 37V38H168ZM9 38V39H8ZM14 38H16V39H14ZM24 38V39H23ZM94 38H95V41L96 42H94L93 40H94ZM178 38V39H177ZM185 38H187L186 39V41H185ZM4 39H5V41H4ZM22 39V40H21ZM177 39V40H176ZM20 40V41H19ZM17 41V42H16ZM173 41H175V42H173ZM180 41V42H179ZM189 41H193V42H189ZM23 42V43H22ZM71 42V43H70ZM97 42L98 43H100V44H98V47H97ZM119 42V43H118ZM173 42V43H172ZM177 42V43H176ZM8 43V44H7ZM20 43H22V44H20ZM25 43V44H24ZM121 43V44H120ZM171 43V44H170ZM118 44V45H117ZM189 44V45H188ZM26 47H25V46ZM42 45H43V49L42 50H44V51H46L45 53H47V55L49 54L51 57H48V56H46L45 54L44 55H40V54H43L44 53V51L42 52L41 50H38V52L36 51L37 49V47H42ZM46 45V46H45ZM54 45V46H53ZM66 45V46H65ZM6 46V47H5ZM8 46V47H7ZM17 46V47H16ZM115 46V47H114ZM13 47V48H12ZM45 47V48H44ZM66 47L68 48V47H70V49H72L73 50V52H72V50H71V53H70V56H69V58H66V59H63L64 57H65V55L67 54L66 53V51H65V49H66ZM169 49H168V48ZM172 49H171V48ZM189 47L188 48H186L187 50H185L187 53H189L188 51H190V49H189ZM23 48V49H22ZM176 48H177V50H176ZM180 48V49H181ZM191 48V47H190ZM19 49H17V50H19ZM45 49H47V50H45ZM69 49V50H70ZM167 49V50H166ZM25 50V49H24ZM35 50V51H34ZM84 50V51H83ZM169 50V51H168ZM173 50V53H170L171 51ZM28 51V50H27ZM48 51V52H47ZM126 51V52H125ZM37 52V53H36ZM50 52V53H49ZM59 52H60V55H59ZM168 52V53H167ZM147 53V54H146ZM151 53V54H150ZM167 53V54H166ZM57 54L59 55V56H57ZM72 54H73V56H72ZM74 54L76 55V57H74ZM161 54H163V55H161ZM168 54H169V56H168ZM173 54V55H172ZM86 55V56H85ZM167 55V56H166ZM89 56V57H88ZM151 56V57H150ZM155 56V57H154ZM157 56V57H156ZM172 56V57H171ZM39 57H41V58H39ZM42 57H43V60H42ZM61 57H63V58H61ZM86 57H88V58H86ZM38 58V59H37ZM45 58H47V60L45 59ZM74 58H79V60L81 61V63L79 64V60H78V62H77V60L75 59V62H73L74 61ZM85 58H86V60H85ZM148 58V59H147ZM159 58H160V60H159ZM39 59H41L40 61H39ZM49 59V60H48ZM60 60V62L59 61H55V60ZM62 59V60H61ZM157 61H156V60ZM171 59H172V64H170L169 63V60L171 61ZM173 59H175L174 61H173ZM177 59H178V61H177ZM37 60V61H36ZM180 60V61H179ZM66 61V62H65ZM69 61H72L73 62V64H72V62H69ZM91 61V62H90ZM156 61V62H155ZM25 62H27V65H25L24 63ZM40 62V63H39ZM42 62L44 63L43 65H41L42 64ZM54 62H56L55 64H56V66H55V64H54ZM137 62V63H136ZM154 62V63H153ZM165 64H163V63ZM166 62V63H165ZM50 63H53V65L51 64L50 65ZM91 63V64H90ZM134 63H136V64H134ZM157 63L159 64V65H157ZM162 63V64H161ZM59 64V65H58ZM71 64V65H70ZM75 64H79V65H77L78 66V68H77V70L74 68V69H71V68H73L74 66H75ZM84 64V65H83ZM94 64V65H93ZM133 64V65H132ZM145 64H146V66H145ZM180 64V65H179ZM44 65L46 66V68H47V70L45 69V67H44ZM64 65V66H65ZM69 65V66H68ZM137 65V66H136ZM155 65H156V67H155ZM161 65H162V67H161ZM33 66H35V67H33ZM53 66V67H52ZM61 66V67H62ZM87 66V67H86ZM135 66V67H134ZM13 67V68H12ZM21 67H23L22 69H20ZM42 67V68H41ZM44 67V68H43ZM71 67V68H70ZM76 67V66H75ZM89 67V68H88ZM91 67V68H90ZM93 67V68H92ZM125 67V68H124ZM130 67H132V68H130ZM151 67H152V69L153 70H151ZM56 68V69H55ZM140 68V69H139ZM23 69H25V71L23 70ZM40 69H44L43 71L44 72H42V70H41V75L40 76H38L39 75V70ZM58 69H60V68H58ZM61 69H63V68H61ZM60 69V70H61ZM66 69H64L63 71H60V72H64V73H67V70ZM96 69H98V70H96ZM130 69H133V71L135 70V71H137V69H138V71L140 72H133V71H131ZM74 70H76L75 72H74ZM102 70V71H101ZM146 70V71H145ZM164 70V71H163ZM35 71V72H34ZM47 73H46V72ZM95 71H97V73L95 74ZM104 71V72H103ZM131 71V72H130ZM30 72H31V74H30ZM148 72V73H147ZM43 73H45L46 74V76L44 77L43 76ZM77 73V74H76ZM99 73V74H98ZM105 73V74H104ZM143 73V74H142ZM30 74V75H29ZM44 74V75H45ZM75 74V75H74ZM105 76H104V75ZM134 74V75H133ZM139 74V75H138ZM144 74H146V75H144ZM154 74V75H153ZM96 75H98V76H96ZM133 75V76H132ZM136 75H138V76H140V77H138V76H136ZM142 75V76H141ZM150 75H152V76H150ZM157 77H156V76ZM110 76V77H109ZM126 76H127V78H126ZM143 76H147L146 78V80H147V82H146V80H145V77H143ZM39 77H42V80L44 81H42L41 80V78L39 79ZM79 77V79H80V76H78L77 75V78ZM100 79H99V78ZM172 77H173V79H172ZM66 78H67V76H66ZM66 78H65V82H66ZM94 78H96V79H94ZM108 78V79H107ZM111 78V79H110ZM140 78L142 79V80H140ZM155 78V79H154ZM45 79V80H46ZM104 79H107V80H104ZM152 79V80H151ZM153 79H154V81H153ZM37 80H41V82L40 81H38L37 82ZM49 80H50V78H49ZM68 80V79H67ZM72 80V79H71ZM113 80V81H112ZM150 80V81H149ZM106 81V82H105ZM107 81L108 82H110V81H112V82H110L109 84L107 83ZM141 82V83H140ZM34 83H36V85L34 84ZM40 83H42L41 85H40ZM101 83V84H102ZM137 83V84H136ZM99 84V83H98ZM43 85V86H42ZM106 85V86H105ZM200 85V84H199ZM40 86L42 87L41 89H38V88H40ZM191 86H193V84L191 85ZM194 86H196V85H194ZM36 87V88H35ZM58 87V88H59ZM20 88V87H19ZM23 88V87H22ZM18 89L17 91V95H16V93H14V95H16V97L15 96H13V98L10 100V101H6V102H2L1 104L3 105H6V104H8L7 106H12V107H17L18 106V108H21V107H26V106H28V105H30L31 104V102H32V100H30V99H28V98H34V97H28L27 98V93H26V90H27V88L26 87H24L23 89ZM31 88V89H30ZM107 88H108V90H107ZM151 88V89H150ZM197 88H198V91L200 92V87L199 86H196L195 87V89L197 90ZM26 89V90H25ZM41 90V91H38V90ZM86 89H89V87H87ZM110 89H112V91H113V94H112V91H110ZM117 89H118V91H117ZM146 89V90H145ZM161 89H163V90H161ZM183 89H184V87H183ZM33 90V91H32ZM153 90V91H152ZM108 91V92H107ZM110 91V92H109ZM123 91V92H122ZM139 91V92H138ZM158 91V92H157ZM183 91V90H182ZM186 91H188V89H186ZM106 92V93H105ZM114 92H116V93H118V97L116 96L117 94L115 93L114 94ZM141 92V93H140ZM144 92V93H143ZM27 95H26V94ZM65 93H67V94H65ZM109 93H111L110 95H111V97L113 96V98H111L110 96H109ZM156 93V94H155ZM159 93V94H158ZM62 94V95H61ZM121 94V95H120ZM158 94V95H157ZM23 95H25V97H26V99L24 98V96ZM52 95V94H51ZM57 95H58V97H59V99H58V97H57ZM63 95H64V98H63ZM146 95V96H145ZM145 96V97H144ZM161 96V98L162 99H160L159 97ZM15 97V98H14ZM57 97V98H56ZM164 97V98H163ZM16 98H18V99H16ZM143 98V99H142ZM158 100H157V99ZM173 98V99H172ZM206 97H203L202 99H204L203 101H205L206 99H205ZM17 100V102H16V100ZM22 99H23V101H22ZM148 99V100H147ZM153 99H155L157 102H158V104H161V106H162V108H161V111H160V115H158V113L155 115V114H152V116H155V118L153 117V119H151L150 120V118H152V116H150L149 115V113L147 114V112H144L143 111V109L145 108V105L146 104H154V102L155 103H157L155 100H153ZM170 99V100H169ZM73 100V101H72ZM112 102H111V101ZM118 100V101H117ZM129 100V101H128ZM165 102H164V101ZM210 100V98H208V101ZM21 101V102H20ZM114 101V102H113ZM117 101V102H116ZM153 101V102H152ZM169 101V102H168ZM189 101H190V99H189ZM188 101V102H189ZM207 101V100H206ZM8 102V103H7ZM13 102V103H12ZM15 102V103H14ZM54 102V103H55ZM96 102V103H97ZM30 103V104H29ZM32 103H34V102H32ZM110 105V106H108V104ZM116 103H119L120 104V106H119V109H118V111H119V113L121 114H118V111L115 113V112H113L112 110H113V108H111L112 107V105L114 104H116ZM11 104H13V105H11ZM59 104H61V105H59ZM130 104V105H129ZM113 105V106H114ZM125 105V106H124ZM21 106V107H20ZM107 106V107H106ZM124 106V107H123ZM127 106L129 107V109L127 108ZM107 108H111L110 110L109 109H107ZM123 108H124V110H123ZM131 109V110H130ZM129 111V112H128ZM115 113V114H117V116H115L114 114H109V113ZM123 112V113H122ZM138 112V113H137ZM166 112V113H165ZM30 113V114H29ZM37 113V114H36ZM78 113V112H77ZM90 113V114H89ZM64 114V115H63ZM67 114H68V116H69V118L67 117ZM87 114V115H86ZM89 114V115H88ZM106 114V115H105ZM125 114V115H124ZM128 114V115H127ZM30 115H33V117L32 116H29ZM138 115H139V117H138ZM148 115V117H150V118H146V116ZM16 116H17V118H16ZM35 116V117H34ZM37 116V117H36ZM42 116H44V117H42ZM48 116V117H47ZM73 116V119L71 118ZM86 116V117H85ZM109 116V117H108ZM114 116H115V119L117 120L119 117H120V121L119 120H115L114 119ZM132 116V117H131ZM160 116V117H159ZM172 116H174V117H176L175 118V120H174V117H172ZM32 117V118H31ZM85 117V118H84ZM90 117V118H89ZM124 117H126V118H124ZM135 119H134V118ZM141 117V118H140ZM156 117H157V119H156ZM182 117V118H181ZM13 118H15V119H13ZM36 119V121H35V119ZM44 118L46 119L45 120V124L43 123V121H44ZM59 118V119H58ZM81 118L83 119V120H81ZM123 118V119H122ZM144 118V119H143ZM159 118V119H158ZM168 118V122H165V120ZM172 118V119H171ZM12 119V120H11ZM30 119H31V121L32 120H34V121H30ZM50 119V120H49ZM66 121H65V120ZM75 119V120H74ZM113 119V120H112ZM138 119V120H137ZM179 119V120H178ZM20 120V121H19ZM22 120V121H21ZM26 120V121H25ZM40 120V121H39ZM71 120L74 122H72L71 123ZM78 120L79 121H81V123L80 124H83V123H86L88 126L87 127H89V128H86V130H84V131H81V133L80 132H77L76 130L77 129H75L76 127H78L80 124H79V122H78ZM87 120H88V122H87ZM109 120V121H108ZM132 120V121H131ZM137 120V121H136ZM141 120V121H140ZM143 120V121H142ZM149 120V121H148ZM169 120L171 121V122H169ZM176 120H177V125H176ZM189 120H191V121H189ZM16 121V122H15ZM92 121V122H91ZM113 121H115L114 123H112ZM124 121H126V122H124ZM146 121V122H145ZM155 122L156 123V125L154 124V123H152V122ZM167 121V120H166ZM173 121H175V122H173ZM188 121H189V123H188ZM17 122H18V125H17ZM29 122V123H28ZM35 122V123H34ZM48 122V123H47ZM78 122V123H77ZM109 122H110V124H109ZM149 122V123H148ZM3 123H4V125H3ZM11 123V124H10ZM24 123V124H23ZM42 123V124H41ZM66 123V124H65ZM92 123V124H91ZM119 124L120 126H122V132L123 133H126V131L128 132L127 134V136L126 137H124V139L122 138V140H123V142H122V140H121V144L120 145H118V146H116L114 143L112 144V142L111 143H109V138H108V136H107V134L109 133V131H110V129L112 128V126H113V124L114 125H116V124ZM128 123V124H127ZM134 123V124H133ZM143 123H144V125H143ZM157 123L159 124V125H157ZM173 123H175V125H174V127H173ZM29 126H28V125ZM32 124V125H31ZM34 124H36V125H34ZM65 124V125H64ZM141 124V125H140ZM148 124V125H147ZM167 124V125H166ZM10 125H13V126H16L17 125V127L16 128H14V127H11ZM39 125V126H38ZM46 125V126H45ZM132 125V126H131ZM152 125V126H151ZM20 128H19V127ZM41 126V127H40ZM10 127V128H9ZM23 127V128H22ZM27 127V128H26ZM43 127V128H42ZM134 128V130H133V128ZM136 127H137V129H136ZM141 127L142 128H144V132H143V130L141 129ZM162 127H163V129H162ZM171 127V128H170ZM93 129V131H92V129ZM130 128H132V129H130ZM147 128H149V129H147ZM166 128V129H165ZM51 131H49V130ZM62 130L63 129V131H60V133H59V130ZM124 129H127V130H124ZM54 130V131H53ZM55 130L57 131V132H55ZM91 130V131H90ZM131 130H133V131H131ZM148 130V131H147ZM161 130H163V131H161ZM46 131H47V133H46ZM76 131V132H75ZM142 131V133H139V132H141ZM50 132V133H49ZM67 132V133H66ZM87 132H88V135H87ZM93 132H94V135H93ZM133 132V133H132ZM138 132V133H137ZM146 132V133H145ZM53 133H55L56 134V136L55 135H53ZM85 133V134H84ZM130 133H132V134H130ZM135 133V134H134ZM161 133V134H160ZM162 133H164V134H162ZM50 134V136H48ZM137 134V135H136ZM69 135V136H68ZM82 135V136H81ZM140 135V136H139ZM142 135V136H141ZM144 135V136H143ZM48 136V137H47ZM64 136V137H63ZM81 136V137H80ZM129 136H131V137H129ZM47 137V138H46ZM50 137V138H49ZM51 137L52 138H55V140L56 141H58V142H55V140L54 139H51ZM61 137V138H60ZM67 137H69V138H67ZM150 137V136H149ZM67 138V139H66ZM106 138H108V139H106ZM58 139V140H57ZM65 139V140H64ZM73 139V140H72ZM91 139V140H90ZM136 139V140H135ZM141 139L144 141V147H143V141H141ZM174 138H172V139H168V137L166 138V142L168 143V144H170V142L171 143H175L176 142V139H174ZM16 140V141H15ZM48 140H50L49 142L50 143H48ZM60 140V141H59ZM63 140V141H62ZM167 140H169V141H167ZM47 141V142H46ZM74 141V142H73ZM131 142V144H130V142ZM134 141H136V142H134ZM147 141H148V145H146L147 144ZM173 141V142H172ZM27 142V143H26ZM51 142H52V144L53 145H51ZM78 144H77V143ZM133 142V143H132ZM57 143V144H56ZM108 143H109V145L111 146V149H110V147L108 146ZM129 143V146L128 147H125V144H128ZM48 144H49V146H51V147H48ZM56 144V145H55ZM59 144V145H58ZM65 144V145H64ZM137 146H136V145ZM60 145L62 146V147H60ZM76 145H77V147H78V145L80 146V147H76ZM109 148V150H108V148L106 147V146ZM124 145V146H123ZM34 146V147H33ZM58 146V148H54V147H57ZM113 146H116V147H113ZM120 146V147H119ZM127 146V145H126ZM139 146V147H138ZM147 146V147H146ZM48 147V148H47ZM97 147V148H96ZM99 147H101V146H99ZM123 147H124V149L125 148H128V149H123ZM50 148V149H49ZM61 148V149H60ZM70 148V149H69ZM83 148H88V149H84V150H82ZM107 148V149H106ZM140 148V149H139ZM142 148H144L143 149V151H142ZM78 149H79V151H78ZM92 149H93V151H92ZM100 149H102L103 151L101 152V151H99ZM135 149V150H134ZM49 150V151H48ZM66 150V151H65ZM105 150H108L107 152L105 151ZM117 150V151H116ZM123 151L125 154H132V155H128V158H127V162H126V158H125V160H124V162L126 163V165L128 166V168L129 167H132V165H134V162H133V160L134 161H136V164L134 165V167L133 168H131V172L129 171V169L127 168L126 170H122L120 173H118L117 174V176H113V178L112 179H106L107 180V182H106V180H104L103 179V177H97V175H99V174H101V173H99V172H101V171H103L104 169H105V171H104V173H107L110 169L109 168H111L110 166H111V164H110V158L111 157H113L114 155H117L118 154V152L119 151ZM75 151V152H74ZM82 151V152H81ZM26 152V153H25ZM52 152V153H51ZM57 152V153H56ZM30 153V154H29ZM107 153V154H106ZM134 153H135V155H134ZM139 153H141L142 154V156H144L143 158H141V160L139 159ZM75 154V155H74ZM110 154V157H109V159L107 158V155H109ZM114 154V155H113ZM98 155H100V156H98ZM75 156V157H74ZM83 156V157H82ZM102 156V157H101ZM105 156H106V158H105ZM131 156H134V158L133 157H131ZM98 157H101V158H98ZM127 157V156H126ZM132 158H133V160H132ZM74 159V160H73ZM81 159H82V161H81ZM90 159V160H89ZM93 159V160H92ZM99 160V163H101V164H103L104 162H107V163H104V164H106V165H104V166H101V167H98V166H100L99 165V163H97V161ZM104 159V162L103 161H101V160H103ZM107 159H108V161H107ZM143 159V160H142ZM145 159V160H144ZM97 160V161H96ZM106 160V161H105ZM132 161V162H131ZM138 161H142V163L141 162H139L138 163ZM66 162H67V167H65L66 166ZM75 162V164L76 165H74L73 163ZM87 162V163H86ZM70 163V164H69ZM78 163V164H77ZM89 163H90V166H89ZM111 163H113V161L111 162ZM64 164H65V166H64ZM86 164V165H85ZM93 164V165H92ZM98 164V165H97ZM61 165H62V167H61ZM70 165V166H69ZM79 167H78V166ZM110 165V166H109ZM72 166V167H71ZM65 167V168H64ZM70 167V168H69ZM84 167H86V168H84ZM103 167V168H102ZM62 168V169H61ZM78 168V169H77ZM82 170H81V169ZM92 168V169H91ZM99 168H101V169H99ZM149 168V170H150V173H147V172H149V171H146L147 169ZM69 169H70V172H69ZM73 169V170H72ZM87 169V170H86ZM58 170V171H57ZM64 170V171H63ZM101 170V171H100ZM108 170V171H107ZM60 171H62V172H60ZM67 171V172H66ZM97 171H99L97 174H96V172ZM124 171V172H123ZM128 171H129V173H128ZM59 172V173H58ZM64 172V173H63ZM87 172V173H86ZM93 172V173H92ZM135 172H138V174L136 173V176L134 175V173ZM8 175H7V174ZM67 173V174H66ZM70 173V174H69ZM125 173H127V174H129V175H127V177L125 176ZM133 173V174H132ZM145 173L147 174V175H145ZM6 174V175H5ZM132 174V176H130ZM143 174V175H142ZM149 174H154V175H152V176H154V177H152L151 175L149 176ZM87 175H90V176H87ZM140 175V176H139ZM142 175V176H141ZM165 177V178H163V176ZM6 176V177H5ZM126 178H124V177ZM147 176V177H146ZM166 176H168V178H166ZM30 179H29V178ZM36 177H38V178H36ZM150 177V178H149ZM156 177V178H155ZM172 177V178H171ZM22 178V179H21ZM25 178V179H24ZM36 178V179H35ZM41 178V179H40ZM128 178H130V179H128ZM132 178H133V180H132ZM135 178V179H134ZM139 178V179H138ZM143 178H145V181H141V180H143ZM147 178H149V179H147ZM159 178V179H158ZM178 178V179H177ZM32 179V180H31ZM86 179V180H85ZM92 181H91V180ZM113 179H115L113 182H111ZM119 179H120V181H119ZM168 179H170V180H168ZM171 179L174 181V182H172L171 181ZM9 180V181H8ZM35 180V181H34ZM148 180H150V181H148ZM155 181V182H152L151 183V181ZM159 180V181H158ZM167 181V183H169L170 181V185L169 184H166V181ZM8 181V182H7ZM45 181V182H44ZM88 181H91V182H88ZM100 181V182H99ZM110 181V182H109ZM118 181V182H117ZM134 182V184H136L135 186L137 187V185H138V188H135V186H134V184H133V186H131L132 188L134 187L136 190L138 189L139 190V192L138 191H136V193H135V189H132V191H130L131 190V188H130V185H129V183L130 184H132L133 182ZM138 181V182H137ZM157 181V182H156ZM176 181H177V183H176ZM7 182V183H6ZM27 184H26V183ZM97 182H99V183H97ZM125 183V186H124V183ZM137 182V183H136ZM146 182V183H145ZM148 182V183H147ZM165 182V183H164ZM179 182V183H178ZM28 183H29V185H28ZM34 183V184H33ZM91 183V184H90ZM107 183H109V184H107ZM111 183H113V184H111ZM116 183H118V184H116ZM121 183V184H120ZM127 183V184H126ZM140 183H141V185H140ZM142 183H145V187H142L143 186V184ZM153 183H156V185L158 186H156L157 187V190H156V187H155V184H154V186H153ZM171 183H174L173 185H175V186H173V187H170V186H172L171 185ZM31 184V185H30ZM33 184V185H32ZM89 184V185H88ZM102 185V186H100V185ZM149 184V185H148ZM162 184H164V185H162ZM177 184H178V187H177ZM21 185H22V187H21ZM25 185V186H24ZM27 185V186H26ZM57 185V186H56ZM85 185V186H84ZM106 185H108V187L106 186ZM111 185V186H110ZM116 185V186H115ZM126 185H128L129 186V188H127L126 187ZM140 185V186H139ZM150 185L151 186H153L152 188L150 187ZM159 185H160V190L158 191V188H159ZM167 185H168V187L169 188H167ZM9 186V187H8ZM32 186V187H31ZM105 188H104V187ZM120 186V188H121V192L119 191V189H118V187ZM124 186V187H123ZM147 186V187H146ZM164 186V187H163ZM37 187V188H36ZM60 189H59V188ZM100 187H101V189H100ZM111 187V188H110ZM127 189H129V190H126V188ZM141 187V188H140ZM165 187H166V189H165ZM181 187V186H180ZM103 188V189H102ZM146 188V189H145ZM178 189V194L177 193H173L174 195H178V196H176V197H179V198H176V197H174V195L173 194H171V192H173V190L174 189ZM24 189V190H23ZM35 189V190H34ZM64 189V190H63ZM90 189H92V190H90ZM149 189V190H148ZM151 189V190H150ZM165 189V190H164ZM173 189V190H172ZM176 189V190H177ZM26 190V191H25ZM29 190H31L30 191V193H32V194H30L29 193ZM33 190V191H32ZM38 190H40V191H38ZM43 190V191H42ZM45 190V191H44ZM86 190V191H85ZM102 190V191H101ZM123 190H125V191H123ZM134 190V191H133ZM152 190H156L155 192L156 193H159V194H157L158 195V197H157V195H156V193L153 195V193H154V191H152ZM168 190H171V191H168ZM176 190H174V191H176ZM22 191V192H21ZM77 191V192H76ZM112 191H114V194H116V195H119V194H121V193H124L125 194V192L127 193V194H131V195H134L135 196V194L136 195H139V193H140V195L138 196V197H136L138 200H136V198H134L136 201H138V202H140V204L141 203H143L144 204V208L142 207L141 208V210H140V212L139 211H132V210H129V209H126L125 208V210H124V208H120V206L119 205H117L116 203H114V204H112L113 202H115L116 200H115V196L116 195H114L113 194V192ZM116 191H119V192H116ZM149 191V192H148ZM150 191L152 192V193H150ZM165 191H167V192H165ZM26 192V193H25ZM46 192V193H45ZM108 192H110L109 194H107ZM147 192V193H146ZM164 192L167 194H164ZM24 193V194H23ZM29 193V194H28ZM35 193V194H34ZM44 193V194H43ZM89 193H90V196H91V194L92 195H94V198H93V196L92 197H90L91 199H93V200H89L88 198V195H89ZM132 193H134V194H132ZM23 194V195H22ZM47 194V195H46ZM110 194H112V195H110ZM143 196H142V195ZM149 194V195H148ZM28 195V196H27ZM32 195V196H31ZM34 195V196H33ZM38 195V196H37ZM86 195V196H85ZM99 195V196H98ZM152 195V196H151ZM170 195V196H169ZM112 196V197H111ZM145 196H148L149 198H150V200H148L147 202H145L144 200H145ZM154 196V197H153ZM166 196V197H165ZM8 197H10V198H8ZM32 197H33V199H32ZM36 197V198H35ZM85 197V198H84ZM103 197V198H102ZM107 197V198H106ZM111 197V198H110ZM142 197V198H141ZM157 197V198H156ZM161 197H164L163 198V200L161 199ZM172 197V198H171ZM176 198V199H178L179 201H177L176 199H174V198ZM98 198H99V200H98ZM106 200H105V199ZM109 198V199H108ZM142 199V200H140V199ZM148 198V199H149ZM152 198H155V199H157V201H159V203H161V205L160 204H158V202L156 201V203L154 202L153 203V201L155 200V199H152ZM170 199V200H168V199ZM22 199V200H21ZM27 199V200H26ZM36 199V200H35ZM83 199H84V201H83ZM88 199V200H87ZM108 199V200H107ZM111 199H113V201H111ZM152 199V200H151ZM161 200V202H160V200ZM24 200H25V202H24ZM30 200H31V202H30ZM98 200V201H97ZM101 200H103V201H101ZM166 200H168L167 202H166ZM6 201V202H5ZM28 203H27V202ZM70 201H71V203H70ZM74 201V202H73ZM165 201V202H164ZM170 201V203H168ZM10 202V203H9ZM36 202L38 203L37 205H36ZM60 202V203H59ZM73 202V203H72ZM92 202V203H91ZM99 202V203H98ZM110 202H111V204L112 205H110ZM149 202V203H148ZM151 202V203H150ZM29 203H35V205L34 204H29ZM41 203H42V205H43V207H45V209H48V207H49V209H50V211H49V209L47 210L48 212H49V214H50V212H52L51 211V209H55V206L58 204H61V205H63V207L61 206V205H59V206H61V209H60V207L59 206H57L56 208H58V209H55L54 211L58 214V215H56V214H52V216H51V214H50V216L51 217H49L48 216V213H47V211H45V210H42V205H41ZM64 203L65 204H67V205H65V207H67V209L64 207ZM76 203V204H75ZM77 203H79L80 204V206H81V204L83 205V207L81 206L80 208L81 209H87V211H86V213H84V211L85 210H83V212H82V210H80V208H79V211H77V212H81V215H80V219L77 221L76 220V218L78 219V217H79V214L78 213H76V215L78 214V217H76V215H73V214H75V211L77 210V208H76V210L74 211V208L75 207H73L72 205L74 204V206L75 205H77ZM91 203V204H90ZM95 203H97L96 205V207H95ZM103 203L105 204V205H103ZM167 204V206H165L164 204ZM172 203V204H171ZM178 205H177V204ZM6 204H8L7 206H6ZM14 205L15 207H13V206H9V205ZM16 204L18 205L17 207H16ZM44 204H46L47 206L49 205V204H51V205H49L48 207L46 206V205H44ZM54 204V205H53ZM56 204V205H55ZM71 204V205H70ZM78 204V205H79ZM84 204L86 205V206H84ZM87 204H88V206H87ZM90 204V205H89ZM110 205V206H107V205ZM142 204V205H143ZM33 207H32V206ZM99 205H100V209H101V216H100V213H98L97 212V208L99 207ZM150 205V206H149ZM153 205V206H152ZM158 206V210H157V206ZM174 205V207H172ZM177 205V206H176ZM91 206H93V207H95V210H96V212L97 213H92V207ZM103 206V207H102ZM116 206H118V207H116ZM153 207V210L151 209L152 207ZM162 206V207H161ZM21 207V209H19ZM47 207V208H46ZM53 207V208H52ZM71 207L73 208L71 211H70V209H71ZM85 207V208H84ZM102 207V208H101ZM166 207H168V208H166ZM174 209H172V208ZM41 209V212L38 210L37 211V209ZM107 208H110V210L109 209H107ZM112 208H113V210H112ZM147 208H148V210H147ZM156 208V209H155ZM17 209V210H16ZM44 209V208H43ZM94 209V208H93ZM105 209V210H104ZM145 211H144V210ZM150 209V210H149ZM157 210V211H159V212H156V214H155V210ZM163 209H166L165 211H163ZM167 209H168V211H167ZM171 209H172V211H171ZM20 210V211H19ZM58 210V211H57ZM67 210H69V213L68 212H66ZM89 210H90V212H89ZM99 210V209H98ZM108 210V211H107ZM115 210H118L117 211V213H116V211ZM123 210L124 211H126V210H128L127 212H125V215H124V213H123ZM152 210V211H151ZM170 210V211H169ZM17 211L19 212V214L17 213ZM45 211V212H44ZM63 211H65L64 212V214H71L70 216L69 215H64L63 214ZM73 211H74V213H73ZM106 211H107V213H108V216H107V218H108V220L106 219V216L105 215H107L106 214ZM143 211V212H142ZM150 211H151V213H150ZM177 211V210H176ZM59 212V213H58ZM62 212V213H61ZM72 212V213H71ZM93 212H95V211H93ZM113 212V213H112ZM123 213L122 215H121V213ZM145 212V213H144ZM162 212V213H161ZM164 212H169L170 214H167V213H164ZM24 213V214H23ZM26 213H28V214H26ZM30 213V214H29ZM34 214L33 216H31V214ZM45 213L47 214L46 216H48V218L50 219H48L46 216L44 217V215H45ZM82 213H84V215H82ZM105 213V214H104ZM119 213V214H118ZM133 213V214H132ZM140 215H139V214ZM154 213V214H153ZM178 213H179V211H178ZM181 213V212H180ZM180 213H179V215H180ZM6 214V215H5ZM11 214H13V215H11ZM17 214H18V217H19V219H18V217L16 218V219H11L10 220V218H11V216H12V218L14 217H16L17 216ZM21 214L22 215H25V216H22V217H24V219L22 218V217H20L21 216ZM61 214V215H60ZM87 214H89V216L87 215ZM93 214H95L96 216V218H97V220L99 219L100 221H96L95 222V220L96 219H94V215ZM110 214V215H109ZM116 214V215H115ZM139 215L140 217L143 215V218H145L144 220H143V218L141 217V218H138L139 216H137V218L136 217H134V215ZM149 216H148V215ZM63 215H64V217H63ZM104 217H103V216ZM112 215H114L115 216V218H114V216H112ZM120 215V216H119ZM133 215V216H132ZM135 215V216H136ZM151 215L153 216V217H155V218H153V217H151ZM155 215V216H154ZM158 215H160L161 216V218L163 219V220H161V218L158 216ZM171 215V216H170ZM176 215H178V214H176ZM178 215V216H179ZM28 216L30 217L31 216V220H35L36 219V223H37V221H39L38 223H40V221H42L41 223H43V227L44 228H48V230L47 229H41V231H39L40 233L38 234V231L36 230V231H34V229H32V230H30L32 227L34 228V224H32L31 225V228L29 229V226L27 225V223L26 222H28V220L30 219H27L28 218ZM69 216V217H68ZM86 216H87V222L86 221H84V220H86ZM121 217V218H118V217ZM123 216V217H122ZM126 216V217H125ZM165 216V217H164ZM170 216V218H168ZM182 216V213H181V215L179 216V217H181ZM26 217V218H25ZM35 217V218H34ZM54 217V219L57 221H55L54 219V222H53V220H51V218H53ZM73 217H75V220L73 219ZM92 217H93V219H92ZM124 217H125V219H124ZM134 217V218H133ZM147 217V218H146ZM149 217H151V218H153V219H150ZM156 217H158V218H156ZM8 218V219H7ZM40 218H42V219H40ZM45 218V219H44ZM81 218L82 219H84L83 221H80L81 220ZM90 218V219H89ZM102 218H104V219H102ZM120 221V220H124V221H122V222H124V224H122V222L120 221V223L118 224V222L119 221H117V219ZM137 219L138 220V222H137V220H135L137 223H135L134 222V225L133 224H131V223H133V219ZM21 219H23V220H26L27 219V221H21ZM48 219V220H47ZM72 220V221H70L69 222V220ZM102 219V220H101ZM106 219V220H105ZM140 219V220H139ZM161 222L162 221V223H160L161 225L163 224V226H161L159 223H158V220ZM166 219V220H165ZM16 220V221H15ZM31 220H29L30 222L28 223V224H31L32 223V221ZM91 220H94V222H92ZM104 220V221H103ZM113 220V221H112ZM126 220V221H125ZM146 220V221H145ZM155 220H157V222L155 221ZM10 221V222H9ZM47 221H50V223H52V224H50V223H48ZM77 221V222H76ZM103 221V222H102ZM107 221V223H104V222H106ZM111 221V222H110ZM116 221V222H115ZM132 221V222H131ZM140 221H141V223H140ZM145 221V222H144ZM15 222V223H14ZM25 222V223H24ZM34 223H35V221H33ZM61 222V223H60ZM72 222H74V224H72ZM75 222H76V224L78 223V225L80 226V224H81V222L83 223L84 222V224H82V226H83V230L81 229V227L79 228V226L77 225V228L79 229V230H76L77 228H71V224H72V226H74L75 225ZM91 222V223H90ZM97 222H99V223H97ZM115 222V223H114ZM126 222V223H125ZM131 222V223H130ZM144 222V225L142 224ZM150 222H155V224L154 225H157L156 226V229H154L155 228V226L153 225L152 227H151V224L152 223H150ZM8 223V224H7ZM9 223H10V226H8L9 225ZM44 223L45 224H47V225H45L44 226ZM55 223L58 225V226H56L55 225ZM59 223V224H58ZM67 223H69L68 225H70V227L68 226V225H66ZM71 223V224H70ZM101 223H102V228L100 227H98V226H100L101 225ZM104 223V224H103ZM112 223V224H111ZM114 223V224H113ZM138 223H140V224H138ZM15 224H17V226L15 225ZM52 225V226H48V225ZM61 224H63V226L65 225V226H68V228H69V230H68V233H64L65 231H66V227L64 226H62ZM12 225V226H11ZM36 225V224H35ZM39 225V224H38ZM38 225H36V226H38ZM105 225H109V228L111 229V230H109ZM111 225V226H110ZM114 225H116L117 227L116 228H114V233H113V227H114ZM122 227H124V226H126V227H124L123 229H121L120 230V227L121 226ZM131 225V226H130ZM135 225H137V226H135ZM139 225H141V226H139ZM26 226H28V228H26ZM88 226L90 227V231H91V229H92V227H93V229L95 230L96 229V231H94L93 229H92V231H94V232H92L91 231V233L89 232V230L87 231V229H88ZM120 226V227H119ZM139 226V227H138ZM147 226H149V227H147ZM160 226H161V228H160ZM62 227V229L60 230V228ZM86 229H85V228ZM121 227V228H122ZM129 227V228H128ZM134 227V228H133ZM137 228V230H136V228ZM152 229H151V228ZM37 228V227H36ZM57 228H58V230H57ZM127 228V229H126ZM141 228H143L144 230L146 229L147 231H149V232H147V233H145V231H143ZM27 229H29L30 231H27ZM39 230H40V225H39V228H38ZM55 229L56 231H53V230ZM65 229V230H64ZM80 229H81V231H80ZM98 229V230H97ZM104 229H107L106 231L108 232V234L111 236V238L109 239V235L108 236H105L107 233H106V231L104 230ZM128 229H129V231H128ZM133 230V231H131L130 232V230ZM10 230H13L14 232H12V231H10ZM19 230V231H18ZM72 232H71V231ZM86 230V232L85 233H87L88 235H85V233H82V232H84ZM103 230V231H102ZM122 232V233H124V234H121V235H119V236H121V238H123L124 236H125V238L126 239H128V244H126V245H128V248H124L123 247V249L121 248L122 247V245L120 246V248L119 247H117V246H119L120 245V241H125L126 242V240L123 238L122 240H121V238H118L119 236H118V234L116 235V231H118V233H120V231ZM124 230V231H123ZM42 231H43V233H42ZM45 231H47V233L45 232ZM63 231V232H62ZM77 231V232H76ZM98 231H100V232H98ZM101 231H102V233H101ZM128 231V232H127ZM138 233H137V232ZM144 233H143V232ZM19 232H21V233H19ZM54 232V234H56V233H61V234H59V235H57V237L55 238L53 235L54 234H52ZM67 232V231H66ZM81 232V234L83 235H81V234H79V233ZM110 232V233H109ZM111 232H112V234H111ZM133 232V233H132ZM141 232V233H140ZM14 233V234H13ZM16 233V234H15ZM21 234V236L20 235H17V234ZM51 233V234H50ZM74 233H78V235H77V238H76V240H75V238H73L72 236H75V235H73ZM137 233V234H136ZM142 233L144 234V235H142ZM14 236H16V238L15 237H12V235ZM64 234H67L68 236H66L65 235V238L64 237H62V235H64ZM104 237H106V239L108 238V243H109V246L108 247H110V248H107V251H108V253H104V252H106V247L107 246H104L103 247V245H105V243L107 242V240H106V242L105 243H103V237H101V235ZM104 234V235H103ZM127 234H128V237H127ZM137 235L138 236V238L137 237H135V239L137 240H135L134 239V237L132 238V235ZM141 236H140V235ZM146 234H148L147 236L150 238H147V240H145L146 239ZM8 235H10V236H8ZM52 235V236H51ZM72 235V236H71ZM100 235V236H99ZM115 237H117L118 238V241H117V238H115L116 239V249L114 248V245H112L111 243H110V241H112L113 242V240H112V238H114V236ZM124 235V236H123ZM131 235V236H130ZM134 235V236H135ZM80 236V239L78 238ZM87 236L89 237V238H87ZM92 236H94V237H97L98 236V239H99V241H97L96 242V239L93 237L92 238ZM113 236V237H112ZM139 236H140V238H139ZM20 238L21 237V241H20V239H18V238ZM23 237V238H22ZM67 237L69 238V239H67ZM76 237V236H75ZM84 237H86L87 239H85ZM129 237H131V241H130V238ZM143 239H142V238ZM9 238H7V241L8 240H10ZM16 240H15V239ZM55 238V239H54ZM82 238V239H81ZM90 238H92L94 241H95V245L98 247H96V246H93L94 245V241H92V239L90 240ZM101 238H102V240H101ZM47 240V241H45V243L43 242L44 240ZM80 241V242H78V241ZM85 240H88L87 242L85 241ZM90 240V241H89ZM134 240L136 241V242H138V243H136V242H134ZM139 240H141V241H139ZM149 240H152V241H149ZM15 241H16V243H15ZM18 241H20L18 244H17V242ZM83 241V242H82ZM100 241H102V243H103V245L101 246V242ZM148 243H147V242ZM60 244V245H58V243ZM65 242H67V244L65 243ZM114 242V243H115ZM124 242V243H125ZM140 242H142V243H140ZM8 243V245H10ZM33 243V244H32ZM38 244V248H37V244ZM55 243L58 245H55ZM99 244V246L100 247H102V248H100L99 246H98V244ZM113 243V244H114ZM134 243H136V244H134ZM151 243V244H150ZM157 243V244H156ZM42 244L44 245V247L47 245H49L48 246V248L49 249H47V246H46V250H48V253L46 252V250H45V254L47 255V257H46V255H44L43 254V252H44V250L43 249H45V248H43V246H42ZM107 244V243H106ZM119 244V245H118ZM121 244H123V242L121 243ZM131 244V245H130ZM133 244H134V246H133ZM154 244H156V245H154ZM11 245H10V248H11ZM27 244H26V246H28ZM51 245H52V247L53 248H51ZM55 245V246H54ZM66 245V246H65ZM68 245V246H67ZM70 245V246H69ZM124 245V244H123ZM125 245V247H127ZM136 245V246H135ZM28 246V249L30 248ZM62 246H64L63 248H69V250L66 248V249H63V251L61 252V251H59V253H58V248L59 247H62ZM74 246V247H73ZM92 246H93V248H92ZM112 246V247H111ZM129 246H131V247H129ZM166 246V247H165ZM8 247V246H7ZM23 247V246H22ZM41 247V248H40ZM76 247V249H80L79 251L77 250V253L78 254H80V255H78L77 253H76V249L75 250H73V252H75L74 254H73V252H71L72 250L71 249H74ZM79 247V248H78ZM81 247V248H80ZM84 247V248H83ZM88 247H89V249H88ZM96 247V248H95ZM134 247H135V250H133L134 249ZM168 247V248H167ZM176 247H178L179 248V250L181 249V246H179V245H177ZM9 248V249H10ZM24 248V247H23ZM23 248H22V251H23ZM26 248V247H25ZM32 248L30 249L31 251L30 252H32L33 250H32ZM41 250H40V249ZM55 248V249H54ZM117 248H118V250H117ZM130 248L132 249V251H137L136 252V255L135 254H133V252L130 250ZM155 248L153 249V250H155ZM39 249V250H38ZM85 249L87 250H91V252H89L88 250L87 251H85ZM97 249H101V250H99V251H97ZM102 249H103V251H102ZM112 249L113 250V252H112V250H111V252L112 253H114L113 254V256L112 257H110L109 258V256H111V253H110V250ZM126 249V250H125ZM149 249V248H148ZM11 250H12V248H11ZM9 250L8 251V253L10 252V253H12V251H13V253L15 254V252H14V250ZM25 250V249H24ZM50 250H56L57 251V253H58V255L57 254H55V252L54 251H50ZM60 250H62V249H60ZM65 250V251H64ZM66 250H68V251H66ZM115 250H116V252H115ZM21 251V252H22ZM50 251V252H49ZM70 251V254L69 255H71V257L72 258H69L68 256V253L67 252H69ZM82 251H84V253L82 252ZM127 251V252H126ZM145 253H144V252ZM147 251V252H146ZM181 251V250H180ZM26 252V251H25ZM28 252H29V250H28ZM36 252H34V254L36 253ZM53 252H54V254L55 255H57V257L58 258H60V262L58 263V261H59V259L58 258H54V256H52V255H54L53 254ZM64 252H65V255H63L64 254ZM93 252L95 253V255L93 254ZM8 253H7V257H9L8 256ZM23 253H24V251H23ZM50 253V254H49ZM60 253H63V254H61V255H59ZM66 253H67V255L68 256H66ZM85 253H86V255L87 256H85ZM89 253L91 254L92 253V255H89ZM121 253V254H120ZM125 253V254H124ZM132 253V254H131ZM138 253V254H137ZM147 253V254H146ZM21 254V253H20ZM32 254H33V252H32ZM32 254H31V258L28 260V258H27V256H29L30 257V255L28 254L27 255V253L26 254H24V256L25 255H27V256H21V255H17L16 254V256H17V258H18V256H20L19 258L20 259H22V261L24 260V258H25V262H27V263H30L31 261L30 260H35V258H33V256H35L34 254H33V256H32ZM78 255V257H80L81 256V258L78 260V258L76 257L77 255ZM103 254H104V256H103ZM115 254H118V255H115ZM128 254V255H127ZM139 254H141V255H139ZM11 255V254H10ZM36 255V256H37ZM93 255L94 256H98L100 259H97L96 257L94 258L93 257ZM106 255H107V257H106ZM116 257H115V256ZM121 255V256H120ZM124 255V256H123ZM126 255V256H125ZM130 255V256H129ZM134 255V256H133ZM12 256V255H11ZM15 256V257H16ZM61 256V257H60ZM64 256H66L65 258H67V259H64ZM90 256V257H89ZM94 258V260H96V261H93V258ZM132 256V257H131ZM142 256V257H141ZM177 255L175 254V257H176ZM12 257H14V256H12ZM14 257V258H15ZM22 257H24V258H22ZM41 257V259H40V261H39V258ZM46 257V258H45ZM130 257V258H129ZM134 257H135V259H134ZM174 257V255L172 256L171 255V258H173ZM177 257H180V256H177ZM63 258V260H61ZM74 258V259H73ZM75 258H77V259H75ZM83 258V259H82ZM90 258V259H89ZM123 258V259H122ZM11 259V257L9 258V260ZM16 259V258H15ZM72 259H73V261H72ZM127 259V260H126ZM170 259V258H169ZM13 260V259H12ZM75 260H76V262H75ZM83 260H85V261H82ZM125 260V261H124ZM23 261V262H24ZM72 261V262H71ZM81 263H80V262ZM12 262V261H11ZM24 262V263H25ZM35 262L36 261H34V263H32L31 262V264H35ZM68 262H66V263H68ZM74 262V263H73ZM36 263V264H37ZM52 263V262H51ZM54 263H56V262H53V264ZM64 264V263H63ZM114 264V263H113Z\"/></svg>",
	"mask_w": 264,
	"mask_h": 264
},
{
	"label": "water",
	"instance_id": "obj_3",
	"mask_svg": "<svg viewBox=\"0 0 264 264\" xmlns=\"http://www.w3.org/2000/svg\"><path fill=\"white\" fill-rule=\"evenodd\" d=\"M116 32H118V29L111 30V31L107 32L106 34H104V35H103V38H106V37H108V36H110V35H113V34H115Z\"/></svg>",
	"mask_w": 264,
	"mask_h": 264
}]
</instances>
